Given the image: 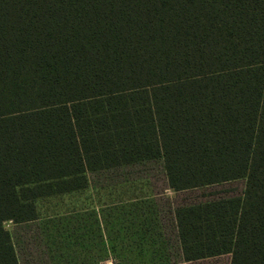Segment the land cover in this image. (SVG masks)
<instances>
[{
  "label": "trees",
  "instance_id": "1",
  "mask_svg": "<svg viewBox=\"0 0 264 264\" xmlns=\"http://www.w3.org/2000/svg\"><path fill=\"white\" fill-rule=\"evenodd\" d=\"M156 160L166 223L138 196L112 226L39 208ZM5 221L43 224L38 264H264V0H0V264H21Z\"/></svg>",
  "mask_w": 264,
  "mask_h": 264
},
{
  "label": "rangeland",
  "instance_id": "2",
  "mask_svg": "<svg viewBox=\"0 0 264 264\" xmlns=\"http://www.w3.org/2000/svg\"><path fill=\"white\" fill-rule=\"evenodd\" d=\"M89 189L81 194L74 196H66L56 200L38 201L40 209L44 210V215L52 214L55 210L64 212L67 206L74 205L86 206L91 203L96 213L102 217L107 215L108 222L112 226L119 222L123 213H119L118 206L123 200L133 198L135 196L143 197L148 205H156L159 209L161 219L167 217V210L170 197H173V192L165 190L164 172L161 160L149 161L142 164H135L107 171H102L94 174H88ZM244 181H236L226 185L213 187L212 190L204 192L197 191L195 193H188L189 202H196L203 199L212 198L208 196L212 193H217L218 196H234L242 192ZM107 207V208H106ZM166 220L164 219V222ZM166 223V222H165ZM28 227L16 226L11 221H5L3 227L11 234L18 259L21 264H38L39 258L46 260V249L42 243L40 247L36 245H29L30 256L27 251L23 249L25 246L22 242L27 238L38 234L43 227V224L33 223L27 225ZM40 250L42 252L40 253ZM230 260L229 255H223L210 260L199 261L194 263H178V264H228ZM105 264H113L111 261Z\"/></svg>",
  "mask_w": 264,
  "mask_h": 264
},
{
  "label": "crops",
  "instance_id": "3",
  "mask_svg": "<svg viewBox=\"0 0 264 264\" xmlns=\"http://www.w3.org/2000/svg\"><path fill=\"white\" fill-rule=\"evenodd\" d=\"M167 191H170V190H167Z\"/></svg>",
  "mask_w": 264,
  "mask_h": 264
}]
</instances>
